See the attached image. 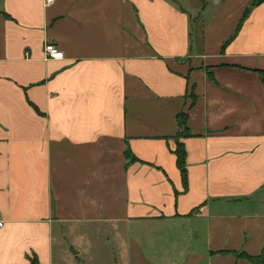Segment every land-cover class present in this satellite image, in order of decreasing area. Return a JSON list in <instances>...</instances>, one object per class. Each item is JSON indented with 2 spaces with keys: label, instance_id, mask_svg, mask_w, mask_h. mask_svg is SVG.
<instances>
[{
  "label": "crops",
  "instance_id": "1",
  "mask_svg": "<svg viewBox=\"0 0 264 264\" xmlns=\"http://www.w3.org/2000/svg\"><path fill=\"white\" fill-rule=\"evenodd\" d=\"M261 74L258 0H0V264L260 255Z\"/></svg>",
  "mask_w": 264,
  "mask_h": 264
},
{
  "label": "trees",
  "instance_id": "2",
  "mask_svg": "<svg viewBox=\"0 0 264 264\" xmlns=\"http://www.w3.org/2000/svg\"><path fill=\"white\" fill-rule=\"evenodd\" d=\"M258 2H264V0H258ZM246 14L247 13L245 12V14L240 20V23L244 20ZM261 76L264 78V74H261ZM186 119H187V115L185 113H180L177 115V123L180 130L177 133V135L174 136L173 138L176 142L175 149L173 150V154L175 155L176 158V166L180 172L181 181L184 189L186 188V184H187L186 169H185V151H184V146L179 139L184 138L187 135V133L185 134ZM127 157L129 158L128 153H127ZM231 254L235 256L237 259L241 257L246 259L250 264H264V250H262V252L258 256H249L243 253L239 254L234 252H231Z\"/></svg>",
  "mask_w": 264,
  "mask_h": 264
},
{
  "label": "built area",
  "instance_id": "3",
  "mask_svg": "<svg viewBox=\"0 0 264 264\" xmlns=\"http://www.w3.org/2000/svg\"><path fill=\"white\" fill-rule=\"evenodd\" d=\"M54 0H45V5H50ZM42 55L45 60H61L63 53L53 44H45L42 49ZM4 219L0 213V229L4 226Z\"/></svg>",
  "mask_w": 264,
  "mask_h": 264
},
{
  "label": "rangeland",
  "instance_id": "4",
  "mask_svg": "<svg viewBox=\"0 0 264 264\" xmlns=\"http://www.w3.org/2000/svg\"><path fill=\"white\" fill-rule=\"evenodd\" d=\"M239 260L240 261H238V262H236L235 264H250L246 259H244V258H239ZM226 263H224V264H234V262L235 261H232V259H227L226 261H225Z\"/></svg>",
  "mask_w": 264,
  "mask_h": 264
}]
</instances>
